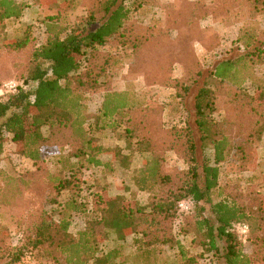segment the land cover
<instances>
[{"label": "trees", "instance_id": "trees-1", "mask_svg": "<svg viewBox=\"0 0 264 264\" xmlns=\"http://www.w3.org/2000/svg\"><path fill=\"white\" fill-rule=\"evenodd\" d=\"M150 1L85 0L83 14L70 21L67 13L75 0H65L61 10L9 39L6 21L21 17L27 4L0 0V89L9 80L16 82L15 89L0 93V161L9 136L33 168L15 176L0 169V260L9 258L1 264H16L26 253L36 252L53 264H111L112 253L99 254L98 226L118 242L139 234L144 246L175 248L173 264H207L200 261L203 253L210 260L220 256L222 264L264 261V195L253 183L255 176L244 185L221 180L222 166L246 172V162L264 141V31L244 32L242 49L234 55L210 67H194L192 107L185 109L184 120L171 134L187 168L160 171L154 161L147 177L158 188L146 206L123 195L108 196L106 187H100L92 193L94 215L82 229L70 230L72 213L83 211L77 202L82 166L107 165L100 159L105 153L122 163L128 158L120 147L102 146L97 133L122 129L128 149L150 148L151 118L142 100L129 89L113 90L107 81L109 71L121 63L115 57L121 49H128L149 78L157 76L147 70L151 63L164 65L176 57L167 47L169 28L160 19L145 25L141 21L151 11ZM210 5L214 16L233 15L245 7L264 14V0H210ZM190 90L181 85L179 96ZM96 92L104 93L98 114H93L86 96ZM54 155L60 168L52 172L45 161ZM183 201L189 210L180 209ZM191 209L194 239L202 248L198 256L188 253L180 228L173 232L179 213ZM8 218L19 235L16 245L5 243ZM238 225L247 226L253 248L249 253L242 248ZM174 233L181 235L176 238Z\"/></svg>", "mask_w": 264, "mask_h": 264}, {"label": "rangeland", "instance_id": "rangeland-1", "mask_svg": "<svg viewBox=\"0 0 264 264\" xmlns=\"http://www.w3.org/2000/svg\"><path fill=\"white\" fill-rule=\"evenodd\" d=\"M14 1L27 4V8L21 17L6 21V32L9 39L20 37L26 27L36 26L47 14L55 12L57 8L61 10L65 4V0ZM84 1L75 0L74 6L67 13L70 21H74L83 14ZM127 4L131 5V2ZM147 6L151 11L148 16L141 18V21L145 25L152 19H160L162 27L169 28H167L168 36H166L167 47L169 55H176V57L171 63L164 65L158 62L151 63L147 68L149 74L161 75L152 77V79L140 63L133 62L132 56L129 52L127 53V48L126 50L121 49L115 54L121 63L117 68L109 71L107 81L113 90L129 89L142 100L151 118L152 136L148 140L150 148L146 150L147 148L142 146V151L128 149L122 129L116 132L105 129L97 133L102 146L109 150L120 147L122 153L128 155V158L122 163L114 159L111 153H105L100 156V159L103 163L107 162V165L88 166L85 164L82 166V184L77 202L82 206L83 211L73 212L69 218L70 230L73 233L82 229L86 220L94 215L91 211L92 193L100 187H106L108 196L123 195L126 199L136 200L141 206H146L150 194L158 188V185L147 177L154 161L158 164L160 171H180L187 168V164L174 148L171 134L184 120L185 109L192 107L195 85H193L191 76L194 67L197 63L203 67H210L220 58L228 54L234 55L238 49H242L241 38L244 32L251 31L261 35L264 31V14H257L247 7L238 9V12L233 15L214 16L209 13L212 7L210 0H152ZM189 13L193 18L190 23L187 22ZM179 28L182 32H179ZM35 31L37 33V29ZM180 84L189 85L190 93L179 96L181 95ZM103 93L87 94L86 105L91 113L98 114ZM223 112V109L219 110L215 113V117L219 119ZM3 149L4 155L0 161V169L6 175L15 176L33 169L32 163L17 153V147L9 136L3 142ZM149 151L154 156H151ZM67 152L68 148L63 150V154ZM58 158L59 156L56 155L48 156L45 161L46 168L52 172L58 171L60 168ZM246 167L247 169L244 170L246 172L237 173L230 172L237 170L231 169L228 165L222 166L221 180L229 185L234 183L244 185L247 179L254 175L253 183L264 195V141L255 147L252 158L246 162ZM182 210H189V204L188 209ZM194 218L193 209L187 213L180 212L174 221L173 232H177L180 228L183 234L181 241L188 253L198 256L202 248L199 241L194 239ZM5 221L8 223L5 243L16 245L19 235L15 226L9 218ZM239 226L237 227L239 240L243 250L249 253L253 248L248 239V230L246 235L242 234ZM97 234L100 240L99 254L112 253L109 260L111 264H162L163 262L173 264L178 256V251L168 245L144 246L139 234H129L122 242H118L112 233L106 235V238L101 226L97 227ZM174 234L176 238L181 235ZM115 251H119V256L114 255ZM207 254L203 253L204 256L200 261L207 264L211 261L214 264H222L223 260L220 256L218 259L210 260ZM8 259V257L2 258L0 264ZM16 264H53V262L47 259L42 252H36L26 253ZM256 264H264V261Z\"/></svg>", "mask_w": 264, "mask_h": 264}, {"label": "built area", "instance_id": "built-area-1", "mask_svg": "<svg viewBox=\"0 0 264 264\" xmlns=\"http://www.w3.org/2000/svg\"><path fill=\"white\" fill-rule=\"evenodd\" d=\"M15 87H16V82L14 80H9L3 84V88L0 89V93H2L3 89L13 90V89H15ZM179 206L182 209H188V203L187 202H181V203H179ZM239 229H240V232L242 234L246 235L247 230H248L246 225H240Z\"/></svg>", "mask_w": 264, "mask_h": 264}]
</instances>
